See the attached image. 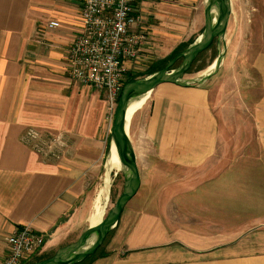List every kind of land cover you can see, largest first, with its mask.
Listing matches in <instances>:
<instances>
[{
    "label": "crops",
    "instance_id": "obj_1",
    "mask_svg": "<svg viewBox=\"0 0 264 264\" xmlns=\"http://www.w3.org/2000/svg\"><path fill=\"white\" fill-rule=\"evenodd\" d=\"M241 5L258 12L242 18L235 51L226 35L224 78L164 83L136 112L146 140L142 149L133 141L140 190L158 205L130 200L87 264H264V0ZM137 14L149 35L145 52L177 41L172 32H186L192 16L194 32L164 58L205 28V0H145ZM51 20L60 26L50 28ZM231 24L232 16L227 32ZM81 31L82 0H0V264L8 237L25 223L45 236L35 256L46 257L91 224L89 160L99 152L92 135L106 107L103 92L70 77V47ZM31 127L40 139H25ZM59 134L58 147L51 143Z\"/></svg>",
    "mask_w": 264,
    "mask_h": 264
},
{
    "label": "built area",
    "instance_id": "obj_2",
    "mask_svg": "<svg viewBox=\"0 0 264 264\" xmlns=\"http://www.w3.org/2000/svg\"><path fill=\"white\" fill-rule=\"evenodd\" d=\"M145 0H82V31L70 47V77L103 92L107 118L113 123L126 81V61L136 59L147 45L149 35L136 25L139 3ZM50 28L60 22L51 20ZM41 132L28 129L25 139L35 141ZM54 141L63 143L59 134ZM45 236L30 223L8 237L9 251L1 264H23L44 244Z\"/></svg>",
    "mask_w": 264,
    "mask_h": 264
},
{
    "label": "water",
    "instance_id": "obj_3",
    "mask_svg": "<svg viewBox=\"0 0 264 264\" xmlns=\"http://www.w3.org/2000/svg\"><path fill=\"white\" fill-rule=\"evenodd\" d=\"M232 10V0H205V28L200 37L178 53L162 69L124 85L110 133L108 154L110 163L111 147L114 145L120 161V169L125 177L123 192L108 214L103 216L97 224H90L76 241L61 247L54 255L31 264H80L94 255L103 245L108 234L116 228L125 206L138 193L142 184L137 153L130 136L133 116L129 119L128 113L131 104L149 97L161 84L201 85L215 75L222 67L227 52L226 35ZM215 41L218 46H223V49L219 51L212 66L200 77L185 79L184 76L197 57L210 48ZM179 59H182L181 63L174 68Z\"/></svg>",
    "mask_w": 264,
    "mask_h": 264
},
{
    "label": "rangeland",
    "instance_id": "obj_4",
    "mask_svg": "<svg viewBox=\"0 0 264 264\" xmlns=\"http://www.w3.org/2000/svg\"><path fill=\"white\" fill-rule=\"evenodd\" d=\"M247 1L248 0H232V2H233V10H232V15H231L232 16V24H231V26L227 32V35L230 37L231 52L235 51V49L237 48V45H238V43L235 40H233V36L235 37V35H240V34L245 33L244 26L242 25V22H241L242 18L254 17V12H258V11L253 10V9H251V10L250 9L240 10V8L242 6L241 4H245V3H247ZM250 5H251V3L248 5V7H250ZM259 14H260V11H259ZM191 21H192V16L190 15L189 23L186 26V32L184 30L179 31L178 34H176L175 32H172L173 35H177V37H176V38H178L177 41H173L172 43H166V42L162 41V43H159L156 46L151 45L150 47H147L149 52L142 51L141 54H143V55H139L133 61L134 62L133 69L129 70L128 73L126 72L125 78L126 79H129L130 77L141 78V77L145 76L148 72H150V70H152L151 68L161 67L162 65H164L165 61L160 63L158 60H161L162 58L167 56L179 44V42L181 41L180 39L185 38V40L186 39L188 40V38L194 32L195 29L190 30V28H189V26H190L189 24L191 23ZM164 24L166 27L172 25L167 20L166 21L164 20ZM171 29L174 30L173 26L171 27ZM195 33H197V32H195ZM183 35H184V37H181ZM228 36H227V40H228ZM190 42L185 43V46L190 44ZM226 43H227V41H226ZM166 45H170V46H168V48H167V47H165ZM222 49H223V46L220 47V46H218L217 42H214V44L208 50H206V52L201 57V59L196 62L195 67L190 72H188L184 76V78L185 79H193V78H197V77H200L201 75H203L212 66V64L215 62V60L218 57L219 51ZM227 51H228V44H227ZM231 52H230V55H231ZM226 54H227V52H226ZM237 58L238 57L235 56L236 60H237ZM180 63H181V61L178 64H180ZM156 64H158V65H156ZM234 65H236V62L233 59H231L230 62L226 61L225 62L226 72L229 69H231ZM217 73L212 76L210 81H214L218 77L224 78V74H225L224 70H222V72H220L218 74ZM222 78H220L219 81L222 80ZM207 81H209V79ZM161 86H162V84L160 85V87ZM92 95L93 94H91V97H93ZM101 99L103 100V96H101ZM92 108H94V105ZM136 115H137V113L135 115H133V118H132L131 127H130V136H131L132 141H134V144L137 146V148L142 149L140 146H144V143L146 142V140L143 138V131H142L144 118H142L140 116V118L137 119ZM101 123H102V126H101ZM112 127H113V123H111L108 120L107 110L106 109L104 110V105H103L100 108L99 121H98V126H97V134H96V136L92 135V137H97L95 140V145H96L95 147H96V149H97V147H99V152L91 155V158L89 160L90 167H91L89 169V177L91 180L90 181V186H91L90 189L93 190L90 194L92 197L91 213L94 211L95 200H96V197H97L99 191H101L102 189H105L106 193H104V195H103V197H105L104 198L103 216H106L108 214V212L110 211V209L115 205L117 199L119 198V196L123 192L124 182H125V177H124L123 171L120 169V166L119 167L112 166L109 163V159H108L109 147H110V140H109L110 136L109 135L111 133ZM108 142H109V145H108ZM140 143H141V145H140ZM51 144H54L56 146L58 145V147L60 145H62L61 143L56 142L54 140H53V143H51ZM89 147H91V143H90ZM47 151H49L48 146H47ZM50 153L55 154L52 151H50ZM39 154L45 160H47V158L49 159L51 156L48 154V152H44V153L39 152ZM60 155H63V154L60 153ZM52 156H54V155H52ZM63 156H66V154H64ZM138 156H139V161H140L141 165H143L146 161V155L143 153H140ZM141 196H143V197H141ZM106 197H107V200H106ZM157 198L158 197H147V195L144 192V187H143L140 190L139 194H137L135 197H133L131 199L130 205H133L132 203H136V202L138 203V205H144L147 202L151 208H156L158 205ZM219 199L225 200L224 197H221ZM250 235H252V234H250ZM257 236H258V234H257ZM35 254L36 253H34V255H32L31 258H28V259H32V258L36 257ZM42 257H45V256H42Z\"/></svg>",
    "mask_w": 264,
    "mask_h": 264
},
{
    "label": "bare ground",
    "instance_id": "obj_5",
    "mask_svg": "<svg viewBox=\"0 0 264 264\" xmlns=\"http://www.w3.org/2000/svg\"><path fill=\"white\" fill-rule=\"evenodd\" d=\"M148 97L143 98L140 101H135L134 103L131 104L129 108V113H128V118L131 119L133 115L136 114V112L146 103ZM110 164L112 166H120V161L117 156L116 148L114 145L111 147V158H110ZM106 193L105 189H102L99 191L96 200H95V206H94V211L91 213L90 216V222L91 224H97L103 217L104 213V198L103 195ZM107 200V197H106Z\"/></svg>",
    "mask_w": 264,
    "mask_h": 264
},
{
    "label": "trees",
    "instance_id": "obj_6",
    "mask_svg": "<svg viewBox=\"0 0 264 264\" xmlns=\"http://www.w3.org/2000/svg\"><path fill=\"white\" fill-rule=\"evenodd\" d=\"M194 41H195V39L191 40L190 44L193 43ZM215 42H216V41H215ZM190 44H188V45H186V46H185V43L179 45V47L176 48L175 51H174L173 53H171L168 57H166V58H164V59H161V60H158L160 63L165 61V64H164V65H162L161 67H153V68H151L152 70H150V72H148L146 75L151 74V73H154V72H156V71L162 69L163 67H165V65H166L171 59H173L178 53H180L181 51H183V50H184L186 47H188ZM213 44H214V43H213ZM213 44H212V45H213ZM212 45H211V46H212ZM208 49H209V48H208ZM208 49H207V50H208ZM205 52H206V51L202 52V53L197 57V59L194 61V63L192 64V66H191V68L189 69L188 72H190V71L195 67L196 62H197L198 60L201 59V57L204 55ZM180 61H182V59H179V60L175 63V65H174L173 67L178 66V65H179L178 63H179ZM160 63H159V64H160ZM156 65H158V64H156ZM197 70H198V69H197ZM135 79H138V77H130L129 79H126L125 84H126L127 82L132 81V80H135ZM109 136H110V135H109ZM109 140H110V137H109ZM108 145H109V142H108ZM113 230H114V229H113ZM113 230L108 234V236H107V238L105 239L103 245H104V244L106 243V241L109 239V237L111 236ZM103 245L98 249V251H97L94 255L88 257L85 261H83V262L80 263V264H87L92 258H94L95 256L99 255V254L101 253V250H102V248H103ZM53 255H54V254H53ZM51 256H52V255H51ZM48 257H50V256H48ZM48 257H46V256H45V257H42V256H36V257H34V258H32V259H26V260H24V261H23V264H31V263H33V262L40 261V260H43V259L48 258Z\"/></svg>",
    "mask_w": 264,
    "mask_h": 264
}]
</instances>
